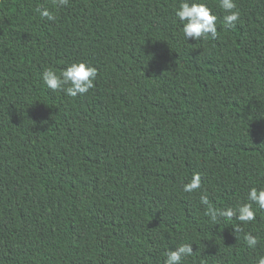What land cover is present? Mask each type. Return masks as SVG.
I'll return each instance as SVG.
<instances>
[{"label":"trees","instance_id":"obj_1","mask_svg":"<svg viewBox=\"0 0 264 264\" xmlns=\"http://www.w3.org/2000/svg\"><path fill=\"white\" fill-rule=\"evenodd\" d=\"M180 2L0 0V264H164L184 243L182 264L264 256V209L207 214L264 189V0H236L234 27L199 0L218 34L196 41ZM79 61L98 70L88 93L44 84Z\"/></svg>","mask_w":264,"mask_h":264},{"label":"clouds","instance_id":"obj_2","mask_svg":"<svg viewBox=\"0 0 264 264\" xmlns=\"http://www.w3.org/2000/svg\"><path fill=\"white\" fill-rule=\"evenodd\" d=\"M69 0H55L57 7H65ZM219 6L226 13L224 24L227 27H234L240 18V12L236 0H220ZM41 18L54 20V15L47 8H37ZM176 17L182 23V33L186 40H204L209 37L213 40L217 38V16L213 11L199 0H181L179 7L175 11ZM98 75V70L86 61L74 62L68 65L59 75L52 69H47L42 73V79L48 89L53 92L63 91L70 97H76L89 92L94 85ZM201 189V176L193 173L191 180L183 185L185 193H193ZM247 203L240 204L238 208H226L217 210L209 207L207 214L212 222H217L220 218L230 219L236 217L242 223L252 222L256 219L252 204L255 203L260 209H264V189L251 188L247 193ZM200 202L209 205V198L206 194L200 195ZM236 232L240 231L236 227ZM244 240L249 248L255 249L258 239L251 233H245ZM194 253L191 243H184L175 247L174 250L167 251L164 264H182V261ZM256 264H264V256H260Z\"/></svg>","mask_w":264,"mask_h":264}]
</instances>
